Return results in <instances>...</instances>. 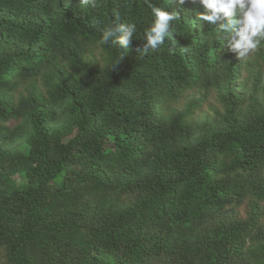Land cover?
I'll return each mask as SVG.
<instances>
[{"label":"trees","instance_id":"obj_1","mask_svg":"<svg viewBox=\"0 0 264 264\" xmlns=\"http://www.w3.org/2000/svg\"><path fill=\"white\" fill-rule=\"evenodd\" d=\"M149 3L178 19L140 54ZM197 11L0 0V264H264V45Z\"/></svg>","mask_w":264,"mask_h":264},{"label":"clouds","instance_id":"obj_2","mask_svg":"<svg viewBox=\"0 0 264 264\" xmlns=\"http://www.w3.org/2000/svg\"><path fill=\"white\" fill-rule=\"evenodd\" d=\"M187 0H178L183 5ZM204 9L196 12V21L215 25L223 33H228L226 49L235 53L238 59L249 53L260 50L264 45V0H192ZM85 5L95 6V0H80ZM151 23L144 30L145 41L142 47L136 49L140 54H147L173 38V23L178 19L176 11H168L149 3ZM114 21L101 34L100 43H109L129 49L137 32L136 23H121L118 12L114 13Z\"/></svg>","mask_w":264,"mask_h":264},{"label":"rangeland","instance_id":"obj_3","mask_svg":"<svg viewBox=\"0 0 264 264\" xmlns=\"http://www.w3.org/2000/svg\"><path fill=\"white\" fill-rule=\"evenodd\" d=\"M202 116V115H201ZM15 183H17V184H19L20 183V181H19V179L17 178V177H15Z\"/></svg>","mask_w":264,"mask_h":264}]
</instances>
